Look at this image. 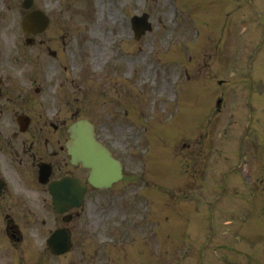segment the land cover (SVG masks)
<instances>
[{
    "label": "rangeland",
    "instance_id": "374dc122",
    "mask_svg": "<svg viewBox=\"0 0 264 264\" xmlns=\"http://www.w3.org/2000/svg\"><path fill=\"white\" fill-rule=\"evenodd\" d=\"M251 1L264 11V0ZM79 2L70 0L67 29L58 30L68 41L65 51L57 59H38L36 79L58 116L67 112L95 123L98 137L123 160L124 178L87 192L84 214L74 222L73 250L51 255L37 234L30 243L37 242L35 253H21L26 264H264V42L250 57L264 27L251 13L252 3L86 0L83 12ZM141 11L150 14L153 30L136 40L126 14ZM223 19L230 23L222 29L223 52L212 51L222 42L207 30L200 39L195 28L187 29L209 21L214 32ZM192 31L196 38L185 45ZM228 31L243 42L233 44ZM166 39L183 42L178 53L176 46L174 53L167 47L161 52ZM193 41L200 44L193 47ZM157 54L187 59L174 63ZM21 80L23 97L34 95L30 74L22 73ZM57 80L64 86L53 104ZM172 83L178 100L168 102ZM161 104H170L168 115L158 117ZM151 113L155 120L147 117ZM243 135H249L245 146H253L246 150L245 170L236 173ZM108 239L117 244H103ZM99 244L103 253L93 249ZM1 246L8 258L0 264H11L16 252H9L8 241Z\"/></svg>",
    "mask_w": 264,
    "mask_h": 264
},
{
    "label": "flooded vegetation",
    "instance_id": "af4514ba",
    "mask_svg": "<svg viewBox=\"0 0 264 264\" xmlns=\"http://www.w3.org/2000/svg\"><path fill=\"white\" fill-rule=\"evenodd\" d=\"M34 1L36 0H32L30 3L31 5L33 4V7H37L34 5ZM27 3H28L27 0H0V27L6 24L14 25L15 23H6L4 21H1V17L9 12L19 13L21 9H24V5ZM55 3L61 4L62 0H48L47 6L53 10V6ZM59 12H63V10L61 9ZM1 80L2 79H0V81ZM8 92H9V88L5 87V83L2 82V84L0 85V100L9 99L10 97L8 96ZM2 109H4V107H2L0 110ZM12 137H14V139L9 138L8 143L5 147L9 151H13L19 146V143H22V150L25 153L26 161L32 159L35 160L41 159V157L37 156L36 153L42 149H45L51 143L48 136H42L41 134H30L25 139H17L16 134H13ZM56 141L59 142L60 139L57 138ZM53 153L55 152H52V154ZM64 165H67V162H63L62 165L59 164L56 167L57 169H60ZM14 168H15V164H12L10 169H14ZM7 194L11 195V193L7 189V184H4L3 186H1L0 184V198H5Z\"/></svg>",
    "mask_w": 264,
    "mask_h": 264
},
{
    "label": "water",
    "instance_id": "95a60500",
    "mask_svg": "<svg viewBox=\"0 0 264 264\" xmlns=\"http://www.w3.org/2000/svg\"><path fill=\"white\" fill-rule=\"evenodd\" d=\"M99 157L102 158L103 155H100ZM99 176H100L101 178H104V177H105V174H100ZM62 246H63L62 242L59 241V242H58V247H62Z\"/></svg>",
    "mask_w": 264,
    "mask_h": 264
},
{
    "label": "bare ground",
    "instance_id": "6f19581e",
    "mask_svg": "<svg viewBox=\"0 0 264 264\" xmlns=\"http://www.w3.org/2000/svg\"><path fill=\"white\" fill-rule=\"evenodd\" d=\"M103 5V4H102ZM101 4H99V8H103V6H102Z\"/></svg>",
    "mask_w": 264,
    "mask_h": 264
}]
</instances>
